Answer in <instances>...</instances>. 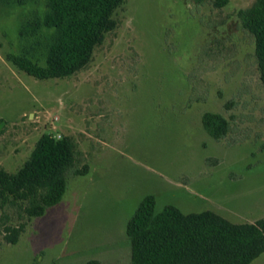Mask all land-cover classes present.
Masks as SVG:
<instances>
[{"label":"rangeland","instance_id":"1","mask_svg":"<svg viewBox=\"0 0 264 264\" xmlns=\"http://www.w3.org/2000/svg\"><path fill=\"white\" fill-rule=\"evenodd\" d=\"M254 2L126 0L87 67L49 79L12 60L22 22L46 1L0 3V168L16 173L44 134L72 137L78 166H89L29 222L0 201V264H132L127 223L147 195L156 212L264 218V86L255 39L237 17ZM206 112L230 121L224 138L204 128ZM22 223L8 243L6 227Z\"/></svg>","mask_w":264,"mask_h":264},{"label":"trees","instance_id":"2","mask_svg":"<svg viewBox=\"0 0 264 264\" xmlns=\"http://www.w3.org/2000/svg\"><path fill=\"white\" fill-rule=\"evenodd\" d=\"M36 0H0L23 6ZM46 10L22 22L19 35L23 51L12 57L27 74L38 79L62 78L81 71L94 51L114 31V15L126 0H45ZM203 3L205 0H197ZM229 0H214L222 8ZM242 27L255 39V56L264 86V0L240 10ZM203 126L216 140L230 131V121L220 113L206 112ZM72 137L41 136L30 159L16 172L0 168V201L18 206L28 222L59 204L68 187V175L83 176L89 166H78ZM26 223L6 227L5 239L16 244ZM127 235L132 264H251L264 253V218L234 223L207 210L184 213L175 205L156 212V198L145 196L128 220ZM83 264H103L91 259Z\"/></svg>","mask_w":264,"mask_h":264}]
</instances>
